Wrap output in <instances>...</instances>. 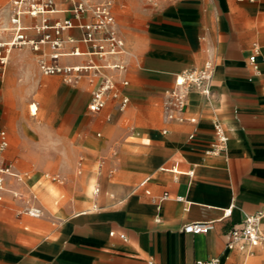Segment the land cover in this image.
Wrapping results in <instances>:
<instances>
[{"label":"crops","instance_id":"1","mask_svg":"<svg viewBox=\"0 0 264 264\" xmlns=\"http://www.w3.org/2000/svg\"><path fill=\"white\" fill-rule=\"evenodd\" d=\"M58 5L70 7L64 0ZM113 11L127 70L110 72L129 97L126 107L138 109L139 138L132 140L131 119L120 125L126 108L120 99L109 97L110 112L99 123L98 116L83 112L92 84L82 80L69 87L62 118L71 112L72 123L82 121L79 142L89 134L87 143H98L95 128L105 133L100 161L86 162L85 191L81 185L72 189L74 179H67L64 189L73 190L72 199L40 216L21 212L25 200L10 193L37 180H14L20 174L13 170L7 175V189H0V264H195L216 258L220 264H264V246L248 252L227 246L230 231L247 215L264 212V0H118ZM17 54L34 65L26 51ZM90 58L66 55L59 62L81 65ZM207 61L215 64L212 94L192 89L184 119L163 120L176 75ZM123 79L129 84L122 85ZM216 121L229 139L224 151L209 154ZM59 154L62 174L72 176L67 147ZM97 165L101 171L95 174ZM211 221L215 228L207 233L183 230Z\"/></svg>","mask_w":264,"mask_h":264},{"label":"built area","instance_id":"2","mask_svg":"<svg viewBox=\"0 0 264 264\" xmlns=\"http://www.w3.org/2000/svg\"><path fill=\"white\" fill-rule=\"evenodd\" d=\"M70 7L60 8L58 0H13L10 17L13 34L12 45L28 47L39 56V66L44 75H62L70 82L79 83L88 78L97 87L93 90L90 110L102 111L109 97L120 99V108L129 103V97L124 95L119 87V81L110 71L125 72L127 53L125 42L121 38L113 7L116 0L93 2L90 0H64ZM68 14L60 18L59 14ZM73 29L82 32L81 37L70 34ZM68 33V34H67ZM71 45L70 50L66 49ZM80 45H87L85 51ZM259 49V48H258ZM89 55L86 64L64 65L59 61L63 56ZM95 57L103 60L99 63ZM251 62L257 67V55L250 56ZM215 64L207 61L201 68H191L176 75L170 96L166 101L167 117L169 119H184L188 106V96L192 89L200 90L210 96L213 91ZM122 85L129 81L123 79ZM194 121L195 119H191ZM215 141L207 150L209 154H219L226 148L228 134L222 122L216 121ZM7 131L0 127V154L8 147ZM178 171L177 169H175ZM194 170L188 174L193 175ZM4 179H0V183ZM1 189V187H0ZM33 210V209H32ZM39 216L41 210L35 209ZM264 212L247 215L240 225L230 233L227 246L231 249L249 250L252 247L264 246ZM215 228V222H192L183 227L187 233H207ZM114 235L115 232L110 233ZM126 239L125 234H121ZM195 264H220L218 258Z\"/></svg>","mask_w":264,"mask_h":264},{"label":"rangeland","instance_id":"3","mask_svg":"<svg viewBox=\"0 0 264 264\" xmlns=\"http://www.w3.org/2000/svg\"><path fill=\"white\" fill-rule=\"evenodd\" d=\"M12 3L13 0H0V42L2 43L13 40L11 29L3 30L4 26L11 25ZM9 47L11 46L0 44V125L6 128L10 139L8 147L0 154V167L10 168L20 174L19 177H12L14 180L25 182L30 177L37 180V183L29 189L10 193L14 198L25 200L26 206L20 209L21 212L32 215V209H40L42 215L45 209L57 211L72 199L73 190L64 189L67 179H74L71 182L72 189L81 185L85 191L88 187L85 177L90 170L86 162L92 160L99 163L100 139L105 137V133L100 128H95L94 135L99 138L98 143L88 144L89 134L83 135L82 141L79 142L82 121L72 123L71 112H67L69 114L62 118V115L68 111L67 90L71 86H78L79 83L70 82L62 75H44L38 58L30 49L14 46L9 52ZM21 51L28 53L34 65L29 66L18 57L17 53ZM64 61H67V58H64ZM29 77H31V86L28 83ZM84 80L89 81L87 77ZM63 85L66 88L60 90ZM96 87V83L89 85L90 95ZM169 96L170 89L167 91V97ZM33 104L37 107L36 114L31 110ZM89 104L90 96L83 111L86 117L96 115L99 123L107 118L110 112L109 106L100 113H94L90 111ZM165 105L162 112L163 120L169 119ZM120 113L123 114L120 125L125 118L131 119V125L136 130V136L132 140H138L140 132L137 123L138 109L129 105L125 110H120ZM98 132L102 135L98 136ZM65 146L68 152L66 155L68 167L73 171L72 176H66L61 172L64 160L59 152H64ZM75 151L76 155H74ZM95 169V174L101 171L98 165ZM1 174L5 176L3 186L7 189L9 175L0 172ZM40 187L47 189L48 195H44ZM34 195L37 198H34Z\"/></svg>","mask_w":264,"mask_h":264},{"label":"bare ground","instance_id":"4","mask_svg":"<svg viewBox=\"0 0 264 264\" xmlns=\"http://www.w3.org/2000/svg\"><path fill=\"white\" fill-rule=\"evenodd\" d=\"M3 26H4V25H3ZM10 29H11V25H10V27H5V26H4V28H3V30H10ZM0 44H1V45H2V44L10 45L11 47L8 48V51H9V52H11V50L14 49V46L12 45V40H11V41H7V42H5V43H4V42H3V43L0 42ZM31 110H32L33 114L37 112V108H36L34 105L32 106ZM0 171H1L2 173H5L6 175H12V174H13V172H12V170H11L10 168H8V169L1 168ZM0 179L2 180V179H4V177H0ZM0 187H1V188L3 187V182L0 183ZM32 212H33V213H36V210L33 209Z\"/></svg>","mask_w":264,"mask_h":264},{"label":"clouds","instance_id":"5","mask_svg":"<svg viewBox=\"0 0 264 264\" xmlns=\"http://www.w3.org/2000/svg\"><path fill=\"white\" fill-rule=\"evenodd\" d=\"M29 86H31V77L28 78Z\"/></svg>","mask_w":264,"mask_h":264}]
</instances>
